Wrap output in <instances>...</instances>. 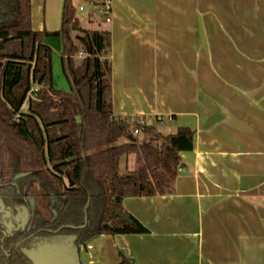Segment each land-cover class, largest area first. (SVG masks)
Listing matches in <instances>:
<instances>
[{
    "label": "crops",
    "instance_id": "0c3cea01",
    "mask_svg": "<svg viewBox=\"0 0 264 264\" xmlns=\"http://www.w3.org/2000/svg\"><path fill=\"white\" fill-rule=\"evenodd\" d=\"M30 2L33 30L59 28L63 0ZM99 27L113 115L186 126L193 147L172 193L122 199L146 233L98 234L61 259L264 264V0H111ZM134 167V154L119 158L120 172Z\"/></svg>",
    "mask_w": 264,
    "mask_h": 264
},
{
    "label": "trees",
    "instance_id": "16d2710c",
    "mask_svg": "<svg viewBox=\"0 0 264 264\" xmlns=\"http://www.w3.org/2000/svg\"><path fill=\"white\" fill-rule=\"evenodd\" d=\"M53 36L69 91L54 86L45 42ZM109 51V32L82 29L73 0H63L55 31L32 29L30 0H0V196L10 205L34 203L29 229L0 232V264H34L31 255L51 250L75 254L98 234L146 233L122 199L173 192L193 130L162 134L114 116ZM128 154L135 167L120 172ZM119 255L117 264H131Z\"/></svg>",
    "mask_w": 264,
    "mask_h": 264
},
{
    "label": "rangeland",
    "instance_id": "374dc122",
    "mask_svg": "<svg viewBox=\"0 0 264 264\" xmlns=\"http://www.w3.org/2000/svg\"><path fill=\"white\" fill-rule=\"evenodd\" d=\"M75 6L79 4L82 5L83 10H77L76 16L80 21V27L82 29H99L105 26V19L101 12V6L98 4H90L84 0H73ZM100 30V29H99ZM45 42L50 45L52 49V74L54 78V86L62 91H69L70 85L62 72L61 66V43L58 37H48ZM81 55H77L79 59ZM26 103L23 108H25ZM157 131L162 134H166L168 131L166 127L155 126ZM173 132V131H172ZM140 138V136H138ZM34 205V203L32 202ZM33 223V217L31 224ZM32 258H37L36 254L32 255ZM39 261V260H38ZM46 259L44 257L40 258V263L46 264Z\"/></svg>",
    "mask_w": 264,
    "mask_h": 264
},
{
    "label": "flooded vegetation",
    "instance_id": "af4514ba",
    "mask_svg": "<svg viewBox=\"0 0 264 264\" xmlns=\"http://www.w3.org/2000/svg\"><path fill=\"white\" fill-rule=\"evenodd\" d=\"M0 201L4 205L3 207L0 206V232L3 237L17 230H27L32 226V217L34 221L32 198L29 200L30 207L24 204L10 205L4 202L1 196Z\"/></svg>",
    "mask_w": 264,
    "mask_h": 264
},
{
    "label": "water",
    "instance_id": "95a60500",
    "mask_svg": "<svg viewBox=\"0 0 264 264\" xmlns=\"http://www.w3.org/2000/svg\"><path fill=\"white\" fill-rule=\"evenodd\" d=\"M0 206L1 207L4 206L2 201H0ZM116 215L125 221H129L128 217L125 216L124 214H122L120 211H116ZM26 216H27V211H26ZM36 257L37 258L31 257L34 264H42V263H40V258H42V257H44L47 260L46 264H67V263H65V262H67V260L61 259L60 254H58L57 251H55V250H51L47 253H39ZM70 264H72V262H70Z\"/></svg>",
    "mask_w": 264,
    "mask_h": 264
},
{
    "label": "built area",
    "instance_id": "2783aa9c",
    "mask_svg": "<svg viewBox=\"0 0 264 264\" xmlns=\"http://www.w3.org/2000/svg\"><path fill=\"white\" fill-rule=\"evenodd\" d=\"M90 4H94V2L96 1L95 4H99L101 6V12H102V15L104 16V19L106 22H109L110 21V12H111V0H90ZM75 6V5H74ZM76 8V11L77 10H83V7L82 5H78V6H75ZM78 55H82V52H79ZM137 122L139 124H143V123H146V120L143 119V118H139L137 120ZM138 132V129L137 128H134L133 129V133L136 134Z\"/></svg>",
    "mask_w": 264,
    "mask_h": 264
}]
</instances>
